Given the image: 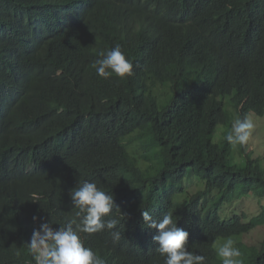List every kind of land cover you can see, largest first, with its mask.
<instances>
[{"label": "trees", "instance_id": "1", "mask_svg": "<svg viewBox=\"0 0 264 264\" xmlns=\"http://www.w3.org/2000/svg\"><path fill=\"white\" fill-rule=\"evenodd\" d=\"M117 44L133 75L98 76ZM244 115L264 116V0H0V264H34L33 231L75 218L84 180L128 214L120 241L86 235L106 264H164L142 211L171 212L188 251L222 264L220 239L264 225L224 211L264 199V161L226 140ZM192 175L205 184L180 199ZM238 244L264 264V238Z\"/></svg>", "mask_w": 264, "mask_h": 264}, {"label": "clouds", "instance_id": "2", "mask_svg": "<svg viewBox=\"0 0 264 264\" xmlns=\"http://www.w3.org/2000/svg\"><path fill=\"white\" fill-rule=\"evenodd\" d=\"M99 56L101 58L93 64L98 76L109 79L113 75L119 78L133 75V62L126 57L121 45L101 51ZM255 127L250 116L237 117L226 135L228 144L247 146ZM69 195L71 204L78 209L76 217L59 224V228H54L52 221L41 223L39 229L33 231L30 243H26L34 264H106L91 247L85 246L86 235L107 229L118 242L121 233L114 229L128 214L120 211L111 192L104 191L94 181L78 182ZM114 209L120 211L119 218L105 219ZM142 217L148 227L157 230L153 241L158 244L156 250L164 257V264H206L205 255L188 251L189 232L177 227L178 217L174 218L169 212L157 222L148 211H142ZM216 254L222 264H244L243 254L231 238L219 244Z\"/></svg>", "mask_w": 264, "mask_h": 264}, {"label": "rangeland", "instance_id": "3", "mask_svg": "<svg viewBox=\"0 0 264 264\" xmlns=\"http://www.w3.org/2000/svg\"><path fill=\"white\" fill-rule=\"evenodd\" d=\"M250 117L253 119L256 127L254 129V134L248 143V150L249 152H253L254 157H259L264 161V116L258 117L250 115ZM204 184V181L200 180L195 175H192L190 178L185 180V192L180 195L179 198L182 199V197L189 192L192 194L200 190ZM224 211L226 212V216H233L234 211H236V213H246L247 219L253 216L262 217V214L264 213V199L256 197H243L238 194L231 200V202H229ZM239 238L247 244L260 245L262 239L264 238V225L257 227L249 234L231 237V239L236 242L237 247L239 245ZM224 240L225 239H220L217 242V245L222 244Z\"/></svg>", "mask_w": 264, "mask_h": 264}]
</instances>
